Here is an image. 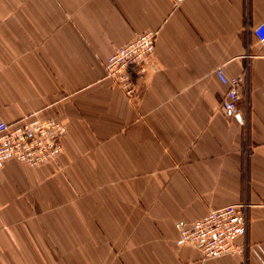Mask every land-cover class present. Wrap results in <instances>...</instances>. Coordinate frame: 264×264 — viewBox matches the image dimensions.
I'll use <instances>...</instances> for the list:
<instances>
[{"label":"crops","instance_id":"obj_1","mask_svg":"<svg viewBox=\"0 0 264 264\" xmlns=\"http://www.w3.org/2000/svg\"><path fill=\"white\" fill-rule=\"evenodd\" d=\"M264 0H0V122L66 126L46 166L0 169V264H264ZM159 32L130 100L106 60ZM245 77L239 115L217 77ZM247 202L243 254L178 223Z\"/></svg>","mask_w":264,"mask_h":264},{"label":"built area","instance_id":"obj_2","mask_svg":"<svg viewBox=\"0 0 264 264\" xmlns=\"http://www.w3.org/2000/svg\"><path fill=\"white\" fill-rule=\"evenodd\" d=\"M180 5L184 0H174ZM264 43V21L252 29ZM159 32L147 31L130 43L119 47L105 62V76L130 100L137 95L139 82L149 70V63L156 49ZM220 82L228 87L222 109L230 115H239L242 99L240 87L245 77H228L223 68L216 71ZM66 126L55 119H43L31 114L16 122H0V169L8 161H18L29 167L54 163L63 153ZM249 203L228 205L209 212L192 224L176 225L179 231L178 246L199 248L205 258L240 255L244 247L237 240L248 232Z\"/></svg>","mask_w":264,"mask_h":264}]
</instances>
